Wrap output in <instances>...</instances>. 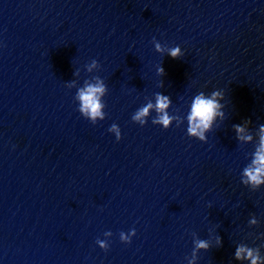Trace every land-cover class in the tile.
Instances as JSON below:
<instances>
[{"label": "water", "instance_id": "95a60500", "mask_svg": "<svg viewBox=\"0 0 264 264\" xmlns=\"http://www.w3.org/2000/svg\"><path fill=\"white\" fill-rule=\"evenodd\" d=\"M97 77L93 123L76 92ZM217 88L224 117L206 141L188 135L191 97ZM157 92L173 101L168 129L154 110L131 119ZM245 121L251 141L233 127ZM260 124L264 0H0V264H248L233 253L264 255V185L241 181Z\"/></svg>", "mask_w": 264, "mask_h": 264}, {"label": "clouds", "instance_id": "9594fccd", "mask_svg": "<svg viewBox=\"0 0 264 264\" xmlns=\"http://www.w3.org/2000/svg\"><path fill=\"white\" fill-rule=\"evenodd\" d=\"M157 51H162L161 45L157 43L155 45ZM168 55L176 58L184 55V50L177 44L168 49ZM98 64L97 60L92 61L90 67H95ZM156 71L163 75L165 69L162 65L156 69ZM107 91V85L102 78L97 77L95 82H86L82 87L77 89L76 99L78 101L77 110L86 119L95 123L97 120H103L105 117V104L103 96ZM224 98L223 89H214L211 92L198 91L190 100L188 110L185 115L186 119V132L190 136H195L202 141L207 140L206 133H209L217 118H223L224 104L222 103ZM172 98L170 95L162 92L156 93L155 102H148L142 106H139L131 119L134 122H138L140 125H144L149 122L148 117L154 110L156 115L151 118V123L159 124L162 128L168 129L173 125V121L177 120L175 114H170L168 111L172 104ZM249 122L234 124L233 127L237 134L238 140L251 141L253 136L246 126ZM109 132H114L117 140L122 138L121 127L117 123H112L108 127ZM241 181L244 184L259 188L264 185V124L259 125V141L252 153V158L249 163L244 167ZM250 222L255 223L254 217H250ZM136 235V228L132 227L127 232L121 231L119 239L124 243H131L132 238ZM112 236L111 230L104 232V238H97L96 244L105 251L110 248V237ZM217 243H222V238L216 236ZM211 244L207 239H200L196 242V248L208 249ZM234 258L239 261H247L248 264H264V255L261 254L260 248L250 246L248 244H238L235 247L233 253Z\"/></svg>", "mask_w": 264, "mask_h": 264}]
</instances>
